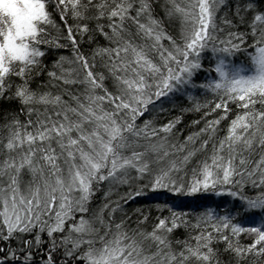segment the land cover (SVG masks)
Segmentation results:
<instances>
[{
  "label": "snow or ice",
  "instance_id": "snow-or-ice-1",
  "mask_svg": "<svg viewBox=\"0 0 264 264\" xmlns=\"http://www.w3.org/2000/svg\"><path fill=\"white\" fill-rule=\"evenodd\" d=\"M0 264H264V0H0Z\"/></svg>",
  "mask_w": 264,
  "mask_h": 264
}]
</instances>
